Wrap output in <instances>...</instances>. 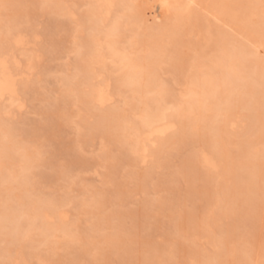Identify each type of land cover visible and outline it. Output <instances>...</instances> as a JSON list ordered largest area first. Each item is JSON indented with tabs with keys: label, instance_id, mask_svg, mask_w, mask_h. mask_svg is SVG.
<instances>
[{
	"label": "rangeland",
	"instance_id": "rangeland-1",
	"mask_svg": "<svg viewBox=\"0 0 264 264\" xmlns=\"http://www.w3.org/2000/svg\"><path fill=\"white\" fill-rule=\"evenodd\" d=\"M121 1L116 2L117 8L104 26H114L113 19L120 16L123 24L117 25L121 35L116 31L110 40L117 45L118 38L116 48H120V54L127 49L124 53L128 60L136 56L137 65L149 67L145 71L155 70L150 71L156 72L155 78L148 76L151 92H137L132 84L123 85L117 81L120 72L111 63L113 59H107L104 65V58L91 53L105 50L102 46L109 37L104 36V26L92 29L86 22L83 15L91 9L90 0H0V45L5 42L0 54L10 51L6 43L14 33L22 34L26 45L12 55L30 76L18 82V96L13 101L0 103V139L4 140L0 152L4 149L6 156L0 158V176H5L0 178V225L12 217L2 213L14 209L15 218L20 220L13 217L15 222L7 221L17 224L16 229L12 226L15 230L10 227L11 232L14 230L11 236L22 237V242L27 239L11 246L0 233V264H13L16 257L18 264H207L210 259V264H226L230 259L227 264H264V0L254 1V13L253 9L242 10L251 0H243L247 1L244 4L242 0H226L230 12L234 11L227 19L208 7L211 0H167L157 20L147 15L145 18L144 12L166 0H123L127 2L126 12ZM232 15H236L234 19ZM251 27L256 29L255 35ZM230 48L235 53L227 56ZM222 55L225 65L219 64ZM81 59H85V66L91 63V67L110 69L104 75H110L111 87L113 82L117 85V89H111L113 104L98 109L91 98H86L89 87L82 82L88 67L81 64ZM226 70L241 76L236 83L253 77L257 81L255 95H230L235 96L229 100L239 120L235 128L210 118L199 120L198 109L185 113L195 92L209 100L221 99L218 95L224 94L225 86L218 85L219 75ZM141 75L135 74V79L140 76L135 86L141 83ZM212 89L218 95H213ZM161 90L166 113L171 108L179 112L183 108L186 110H181V115H187L181 116L180 128L177 124L166 135L169 143L161 140L164 147L159 144L151 149L143 163L134 150V132L125 122L138 124L145 104L152 97L159 98ZM21 103L23 109L18 107ZM108 111H114L116 117ZM99 113H108L111 119L101 121ZM119 121L124 124L118 126ZM211 122L214 130L208 127ZM260 128L263 135L258 133ZM214 132L222 134L220 146L225 153L216 158L222 164L229 160L230 172L225 169L229 162L213 170L201 161L202 155L212 154L206 138ZM10 147L15 152L14 161L6 155ZM10 170L15 176L9 177ZM254 172L256 178H252ZM19 202L24 205L18 206ZM38 203L52 209L62 207L70 216L68 223L60 225L59 219L52 217L55 225L47 230L50 235L41 228L44 224L40 219L31 229L23 207L40 211ZM64 226L67 230H62Z\"/></svg>",
	"mask_w": 264,
	"mask_h": 264
},
{
	"label": "bare ground",
	"instance_id": "bare-ground-1",
	"mask_svg": "<svg viewBox=\"0 0 264 264\" xmlns=\"http://www.w3.org/2000/svg\"><path fill=\"white\" fill-rule=\"evenodd\" d=\"M117 1H120V0H90V5L89 6H91L90 8V11H88L87 12V14L85 15H83L84 17H85V20H86V22L87 23H89L90 24V27L92 28V29H96L97 27H100V26H104L112 17V12H113V10H116V9H114V7H116L115 5H117L116 4V2ZM162 1V0H161ZM250 1V0H249ZM254 1H256V0H251L250 1V3H246L247 5H244V8L245 9H242L243 10V12H245L247 9L249 10V11H251V9H253V7H254V5H256V4H254L255 2ZM122 2H123V4H122ZM136 2V1H135ZM178 2V1H177ZM176 2V3H177ZM189 2H194V0H189ZM230 2V1H229ZM242 2H243V0H242ZM245 2H247V1H245ZM245 2H243V4L245 3ZM168 2H167V0L166 1H162V3L160 4V6H158L157 4V6L155 5V6H153L152 8H150V10L148 11V12H144V17L147 15V16H151L150 18H151V20L153 19V20H157L158 18H159V14H160V12L163 10H160L159 11V9H161V7H162V5H164V4H167ZM252 3V4H251ZM121 4L123 5L122 7H125V8H123V11L124 10H126V5H127V2L126 1H121ZM129 4V3H128ZM180 4V3H179ZM178 4V5H179ZM231 5V4H230ZM238 5H239V3H238ZM130 6V5H129ZM169 6V5H168ZM120 7V6H119ZM163 7H165V6H163ZM170 7V6H169ZM210 9H212V11H214V12H217V13H219V14H221V16L223 17V18H225V19H227V18H230V16H231V14H233L234 13V11H231L230 12V6L228 5V2L226 1V0H211V6H208ZM236 7V6H235ZM234 7V8H235ZM117 8V7H116ZM180 8H182V6L180 7ZM237 8V7H236ZM170 9V8H169ZM209 9V10H210ZM121 10V9H120ZM131 10V9H130ZM179 10V9H178ZM165 11V10H164ZM164 11H163V13H164ZM167 11H169V10H167ZM254 11H256V9L254 10L253 9V11H251L252 13H254ZM124 12H126V11H124ZM130 12V11H129ZM177 12V11H176ZM233 12V13H232ZM257 12V11H256ZM139 13V12H138ZM162 13V14H163ZM188 13V12H187ZM251 13V14H252ZM166 14H167V12H166ZM165 14V15H166ZM214 14V13H213ZM238 14H239V12H238ZM248 14H250L249 12H248ZM163 16V15H162ZM167 16V15H166ZM171 16V15H170ZM236 16V15H235ZM235 16H233L232 15V19H234V17ZM119 17V19H113L114 21L112 22V24H114V26H112V27H110V25L108 26V28H105V26H107V24L104 26V36H105V38H107V36L109 37V38H107V39H105V40H108L107 41V44H105V46H104V44H103V46L102 47H105L104 49L105 50H107L108 52H106L105 50H103L102 48H99L98 49V51H97V53L96 54H94V52L95 51H91V53L93 52V55H97V56H101L100 58L102 59V58H104L105 59V57H106V59L104 60L103 59V63H104V65H105V62H106V60L107 59H110V58H112L113 60L111 61V63H113V66H116V67H119V69L117 70V72L119 71L120 72V74H117V76L118 75H120V78H118V77H116V78H118L117 79V81H121V83H123V85H125V84H127L128 86H130L131 84L132 85H134L135 83L134 82H136V79H138L140 76H138L136 79H135V74H139V73H141L142 75H141V81H139V82H141L140 84H139V86H140V88H138L139 86H130V87H134L133 89H135V91L137 90V92H142V93H145L146 91H148L149 92V90H150V92H151V88H152V81L148 78V76L149 77H154V76H157L156 74L154 75V73H156V72H152L153 74H150L151 72L150 71H155V70H153V68H152V70H150V71H145L146 69L147 70H149L148 68H146V66L145 65H141L142 63H139L138 65H140V66H138L137 65V60H135V57L134 58H131V56H129L130 57V60H128L127 59V54H125L124 52H126L127 51V49L126 50H124L125 48H123V50L124 51H122L123 52V54H120V48L118 47V48H116V46H119L118 44H120V43H118L119 41H117L118 40V38H117V40L115 39V42H117L116 44L117 45H114L115 43H113V41L114 40H110V37L111 36H114V34L116 33V31H120L119 29H118V26L120 25V23H122L121 22V19H120V16H118ZM169 17V16H168ZM216 17V16H215ZM86 18H88V19H86ZM145 18H148V17H145ZM164 18V17H163ZM119 20V21H118ZM172 23H174V22H172ZM256 23V22H255ZM111 24V25H112ZM117 24H119V25H117ZM123 24V23H122ZM181 24V23H180ZM172 25V24H171ZM125 26V25H124ZM123 26V27H124ZM170 26V25H169ZM122 27V26H121ZM175 27H178V26H175ZM120 28V27H119ZM160 28V27H159ZM105 29H108V31L106 32L105 31ZM122 29V28H121ZM176 29V28H175ZM250 29V28H249ZM101 31V30H100ZM250 31L254 34V32H257L256 31V29H254L253 27H251V29H250ZM121 32H122V30L120 31V35H121ZM8 33H10V31H8ZM97 33V32H96ZM101 33H102V31H101ZM11 34H13V33H11ZM97 34H100V33H97ZM96 34V35H97ZM103 35V34H102ZM117 35H119V33H117ZM119 35V36H120ZM255 35V34H254ZM101 37V35H98L96 38H98V37ZM261 37V36H260ZM96 38H94V39H96ZM254 38V37H253ZM26 38H24V36L22 35V34H20V33H14L11 37H10V39H9V43H6V44H9V46H10V51L8 50V52H10V53H8L7 52V54H4V55H1L0 54V103H2V102H4V101H6V100H9V99H12V101H13V98H16L17 96H18V93H17V85H18V82H20V81H23L24 79H26V78H30V76H29V74H27L24 70H23V68H22V66H21V64H20V61L14 56V55H12V53H13V51L15 50V49H17V48H19V47H21L22 45H26L25 43H26V40H25ZM98 39H100V38H98ZM120 39V38H119ZM103 40V39H102ZM2 41V40H1ZM96 40H94V42H95ZM256 41H258V40H256ZM92 42H93V40H92ZM169 42V41H168ZM227 42V41H226ZM261 42V41H260ZM3 43H5V42H2L1 43V45L3 46ZM100 43V42H99ZM106 43V42H105ZM227 45H228V43H226ZM232 44H234V43H232ZM1 45H0V47H1ZM102 45V44H101ZM101 45H99L98 47H101ZM92 46V45H91ZM235 46V45H234ZM95 47H97V46H95ZM94 47V48H95ZM97 47V48H98ZM141 47V46H140ZM91 48H93V46L91 47ZM96 48V49H97ZM128 48V47H127ZM133 48H135V46L133 47ZM221 48V47H220ZM222 48H224V47H222ZM226 48V47H225ZM236 48H238V47H236ZM235 48V49H236ZM136 49V48H135ZM231 49H233V48H230V51L229 52H227V56H231V54H233V53H235V51H233V50H231ZM86 50H93V49H90V48H87ZM229 50V49H228ZM242 51H243V48L241 49ZM89 51H86L85 53H87L88 55L87 56H92L93 57V55L92 54H90L89 53ZM220 51H221V49H220ZM244 51H246V49L244 50ZM99 52L101 53V55H98L99 54ZM104 52H106V53H109L110 55H106V54H104ZM15 53V52H14ZM127 53V52H126ZM11 54V55H10ZM90 54V55H89ZM177 54V53H176ZM239 54H244V53H237V55H239ZM132 55V54H131ZM136 55V54H135ZM111 56V57H110ZM226 56V55H225ZM240 56V55H239ZM238 56V57H239ZM222 57H223V55H222ZM237 57V58H238ZM242 57V56H241ZM99 58V57H98ZM99 58V59H100ZM233 58V57H232ZM83 59V58H82ZM81 59V64H82V62L85 60H82ZM143 59V58H142ZM221 58H218L216 61H218V60H220ZM234 59H235V56H234ZM111 60V59H110ZM131 60H133L134 62H131ZM176 60V59H175ZM109 61V60H108ZM142 61V60H141ZM225 61V57H223L221 60H220V63L219 64H221V65H225L224 62ZM237 61V60H236ZM136 62V63H135ZM146 62V61H145ZM232 62V61H231ZM88 63V62H87ZM101 63V62H100ZM216 63V62H215ZM235 63H237V62H235ZM91 64V63H90ZM90 64H86V66H85V64H82V65H84V67H88V69H87V71H86V69H85V71L86 72H84V74H86L85 75V77H84V81L82 82L83 84H84V86L86 85L87 87H89V90L88 91H85V92H88L89 93V97H86V98H91L92 99V102L95 104V105H97L98 106V109H99V107L100 108H105L106 106H109V105H111V104H113V102L115 101L114 100V97H113V95H112V91L113 90H111V89H113L112 87H114L115 86V83L113 82V79L111 78V77H109L110 79H112V82H113V86L111 87V83L109 82V80H108V76H110V75H107V76H105L104 74L108 71V70H110L107 66H103V65H101V66H98L99 65V63L97 64V66H98V68H96V66L94 65V66H90ZM102 64V63H101ZM108 64V63H107ZM217 64V63H216ZM241 64V63H240ZM154 64H152L151 66H153ZM156 65V64H155ZM234 65V64H233ZM110 66V65H109ZM141 66H143V67H141ZM235 66L236 65H234V68H235ZM243 66V65H242ZM241 66V67H242ZM217 67V66H216ZM219 67V66H218ZM82 68V67H81ZM89 68H91V69H89ZM146 68V69H145ZM155 68H156V66H155ZM230 68V67H229ZM140 71H139V70ZM142 70H144V71H142ZM235 70V69H234ZM116 71V70H115ZM139 71V73H137ZM227 71V70H226ZM237 71V70H236ZM236 71H234V73H236ZM263 71V72H262ZM224 72V71H223ZM256 73H257V70H256ZM263 73V74H262ZM84 74H83V76H84ZM107 74H110V73H107ZM239 74H241V73H239ZM257 74H259V73H257ZM261 74L262 75H264V68H262V70H261ZM113 76V75H112ZM248 76H251V75H248ZM242 77H244V76H242ZM155 78V77H154ZM220 78V79H219ZM219 82H218V85H221V86H225V88H224V94L222 93V94H215L214 92H215V89H212L211 91V93L214 95H218V96H220L221 97V99L219 100V102H217V101H213V100H209V99H211L209 96V98H206V96H205V98L204 97H202V95H201V93H200V95H196V92H195V94H193V95H191V97H190V100H189V105H187V109H189V110H187V111H185L186 109H183V108H179V109H181L182 111H185V113H187V114H190L191 112H193V111H196V112H198V110H200V112H201V118L199 119V120H206V119H211L213 122H217V121H222L224 124H230L232 127H234L235 128V124H237L236 122L237 121H239V120H237L236 121V118L238 119V115H237V113H234V111L235 110H232L233 108H231V106H230V101L232 100V98H234V97H232L231 98V96L230 95H233V93H237V95L239 94L240 96H241V98H244L241 94H245L244 92H247V93H250V95L252 94V95H255V93H257V92H255V90H254V85L257 83V81H256V83H255V81L253 80L254 79V77H253V79H251V80H246V79H244L245 80V82H239V83H236V81H237V79H240V80H242V78H241V76L239 75H236V74H233V73H231L230 71H227V72H224V73H220V75H219ZM249 78V77H248ZM70 80V79H69ZM92 80H95V81H92ZM145 81V84L144 83H142V81ZM65 81H67V80H65ZM139 82H137V84L139 83ZM217 82H216V84H217ZM196 83V82H195ZM130 84V85H129ZM204 84V83H203ZM126 85V86H127ZM85 86V87H86ZM84 87V88H85ZM117 87V85L114 87V88H116ZM136 87V88H135ZM146 88V89H145ZM117 89V88H116ZM122 89V88H121ZM166 89V88H165ZM209 90V89H208ZM203 91H205V90H203ZM157 92V91H156ZM166 92H167V90H166ZM113 93H117V92H113ZM159 94H160V97L162 96L163 98H164V91L162 92V90L160 91V92H158ZM194 93V92H193ZM210 93V94H211ZM246 93V94H247ZM83 95V94H82ZM86 95H88V94H86ZM167 95V94H166ZM204 95V94H203ZM116 96V95H115ZM201 96V97H200ZM212 96V95H211ZM160 97L159 98H155V97H152L151 98V100L148 102V103H146L145 104V106L143 107V113H142V116H141V121L138 123V124H136V122L134 123V121H132V122H125V126H127L128 125V128L130 129V130H132L134 133V135H135V143H133V145H135V147H134V150H137L138 151V153H139V155L138 156H140V158H141V161L143 162V163H146L147 162V159L150 157V152H151V149H156L155 147H159V146H157V145H159L160 144V147H164V144L163 145H161V143H159L161 140H165L167 137H166V135L169 133V132H171V131H173L176 127H177V124H180V126L179 127H177V128H180L183 124L181 123L182 121L180 120V118H181V116H186L187 114H184V115H181V113H183V112H181V110H180V112H179V110L178 109H173V108H171V110L169 111V113L167 112H165V110H166V107L165 108H163V106H162V97H161V99H160ZM252 97V96H251ZM139 98V97H138ZM238 98V97H237ZM254 98V97H253ZM145 99V98H144ZM229 99H231V100H229ZM240 99V98H239ZM176 100V99H175ZM235 100H236V98H235ZM243 100V99H242ZM255 100H257V99H255ZM81 101V100H80ZM130 101V100H129ZM177 101V100H176ZM214 103H213V102ZM128 102V101H127ZM126 102V103H127ZM141 102V101H140ZM145 102H147V101H145ZM173 102H174V100H173ZM257 102V101H256ZM84 103H86V105H88L89 104V102H87V101H84ZM129 103V102H128ZM211 103L213 104V105H211ZM180 104V103H179ZM214 104H215V107H214ZM233 104V103H232ZM235 104V103H234ZM211 105V107L212 108H209V106ZM236 105V104H235ZM24 106V103H21V104H19L18 105V107L19 108H21V109H23L22 107ZM179 106V105H178ZM178 106H175V107H177L178 108ZM182 106V105H181ZM236 106H238L239 107V105H236ZM89 107H91V106H89ZM88 107V108H89ZM96 107V106H95ZM97 108V107H96ZM167 108H169V107H167ZM240 108V107H239ZM91 109H92V107H91ZM198 109V110H197ZM245 109V108H244ZM116 111H118V110H115V113L116 114H118ZM100 113H103L102 111H99ZM111 112H113V113H111ZM111 112H109L108 111V113H110V115L111 114H113L114 116H115V114H114V111H111ZM195 112V113H196ZM237 112L239 113V111L237 110ZM244 112V111H243ZM99 113V118H101V121H104V120H102V119H105L106 120V118H109L107 115H108V113H106V114H100ZM195 113H193V114H195ZM246 113V112H245ZM235 114H236V116H235ZM240 114V113H239ZM247 114V113H246ZM245 114V115H246ZM101 115V116H100ZM109 115V116H110ZM103 116H107V117H105V118H102ZM247 116L249 117V118H252L253 116L252 115H248L247 114ZM246 116V117H247ZM113 117V116H112ZM116 117V116H115ZM120 118H121V116H120ZM124 118H126V117H124ZM199 118V117H198ZM241 118V117H240ZM239 118V119H240ZM109 119H111V118H109ZM116 119V118H115ZM114 119V120H115ZM122 119V118H121ZM210 120V121H211ZM106 121H108V120H106ZM109 121H113V120H109ZM178 122H180V123H178ZM103 123H105V122H103ZM102 123V124H103ZM109 123V125H110V122H108ZM115 123V127H117L116 126V122H114ZM119 124H117L118 126L121 124V123H123V122H118ZM200 123V122H199ZM199 123H197V124H199ZM223 123L221 124V126L220 127H222V129L224 128V125H223ZM239 123V122H238ZM106 124H107V122H106ZM124 124V123H123ZM182 124V125H181ZM200 124H202V123H200ZM195 125V124H194ZM204 125V124H203ZM223 125V126H222ZM263 126H264V122H263V124H262ZM104 126H106V125H104ZM121 126V125H120ZM200 126H202V125H200ZM214 124L211 122V124H209L208 125V127H211V129H213L214 128ZM107 127V126H106ZM110 127V126H109ZM113 128V127H112ZM118 128V127H117ZM220 129V128H219ZM111 131L113 130V129H110ZM185 130V129H184ZM214 130V129H213ZM260 130L261 131H259L258 133H259V135H263V133H262V129L260 128ZM131 131V132H132ZM216 131H217V129H216ZM261 133V134H260ZM123 134H125V133H121L120 135H123ZM127 134V133H126ZM125 134V135H126ZM221 135L222 134H220V135H218L217 134V132H214L211 136H208L206 139H207V144H208V146H209V149H211L210 150V152H212V154H210V155H207V154H204V155H202L203 157H200L202 160L201 161H203V163L208 167V168H210V169H213V170H219V168H220V166H221V162H220V159L218 160L217 158H216V156H218V155H220V154H222V152H223V154H225L224 153V151H222L223 150V148L220 146V145H222V143H220V141H221ZM124 136V135H123ZM127 136V135H126ZM125 136V139H127V137ZM168 136V135H167ZM176 136V135H175ZM163 138V139H162ZM176 138V137H175ZM174 139V138H173ZM223 139V138H222ZM133 140V141H134ZM120 141H122V142H125L124 140H120ZM128 141V140H127ZM12 142V141H11ZM161 142H166V143H169V141H161ZM129 143V142H128ZM11 144V143H10ZM129 144H131V143H129ZM125 145V144H124ZM133 145H131V146H133ZM1 146H4V140H2V139H0V147ZM8 147V146H7ZM3 148V147H2ZM136 148V149H135ZM226 148V147H225ZM225 148H224V150H225ZM6 150V149H5ZM16 151V150H15ZM244 151H246V150H244ZM3 153H1L0 152V158H2L3 156H5V151H4V149H3V151H2ZM27 152V151H26ZM134 152V151H133ZM153 152V151H152ZM15 154V152H13V150L11 149V147L9 148V150L6 152V155H7V158H9V161H14L15 159V156H14V154ZM29 154V153H28ZM153 154H154V152H153ZM155 154H156V152H155ZM155 154H154V156H155ZM222 154V155H223ZM239 154H241L240 152H239ZM222 155H220V158H221V156ZM245 155H247V154H245ZM12 156H14V158L12 157ZM224 156V155H223ZM247 156H249V155H247ZM6 157V156H5ZM157 157V156H156ZM234 157V156H233ZM139 158V159H140ZM195 158V157H194ZM222 158H224V157H222ZM12 159V160H11ZM2 160V159H1ZM0 160V161H1ZM193 160V159H192ZM195 160V159H194ZM215 160H218L219 161V164L215 161ZM233 160V159H232ZM247 160V159H246ZM258 160H259V158H258ZM8 160L6 161V162H9ZM27 161V160H26ZM190 161V160H189ZM188 161V162H189ZM222 161V160H221ZM224 161V160H223ZM222 161V162H223ZM243 161L245 162V160L243 159ZM247 161H249V160H247ZM226 162H229V163H227V165L225 164ZM226 162L225 163H223L222 165L223 166H227L225 169H227V171H229L230 172V166H229V164H230V161L229 160H226ZM251 162V161H250ZM253 165H255L256 163L255 162H251ZM2 164H3V162H2ZM1 164V165H2ZM190 164V163H189ZM246 164H248V162H246ZM7 165V164H6ZM233 165V164H232ZM4 166V165H3ZM6 167V166H5ZM1 168V167H0ZM2 168H4V167H2ZM8 168V167H7ZM234 168V167H233ZM232 168V169H233ZM10 169V167L8 168V170ZM1 170V169H0ZM255 170V169H254ZM233 171H234V169H233ZM253 170H251V172H252ZM229 172H227L228 174H230ZM247 172V171H246ZM13 173L14 172H11V170L9 171V177L10 176H15V175H13ZM255 173V177H252V178H256V173L257 172H254ZM226 174V173H225ZM227 174V175H228ZM231 174H234V173H231ZM238 176V175H237ZM243 176V175H242ZM252 176V175H251ZM260 176V175H259ZM3 177V175H1L0 176V178H2ZM5 177V176H4ZM3 177V178H4ZM13 178V177H12ZM245 178V177H244ZM232 180V179H231ZM240 180V179H239ZM25 182V181H24ZM255 182V181H254ZM22 183V182H21ZM27 183H29V182H27ZM23 185H26V184H24L23 183ZM256 185V184H255ZM4 186H6V185H4ZM8 186V185H7ZM6 186V187H7ZM9 186H11V184L9 185ZM27 186V185H26ZM224 187V186H223ZM262 187V186H261ZM26 191H28V187H23ZM240 188V187H239ZM224 189V188H223ZM11 190V189H10ZM232 190V189H231ZM255 190V189H254ZM228 191V190H227ZM257 191V190H256ZM219 192V191H218ZM224 192V191H223ZM248 192H251V190L250 191H248ZM233 194V193H232ZM233 196H234V194H233ZM238 196V195H237ZM242 196V195H241ZM218 197H219V195H218ZM229 197H232V195H229ZM239 197H240V194H239ZM233 198V197H232ZM18 199V198H17ZM228 199H230V198H228ZM239 199V198H238ZM10 201H11V199H10ZM19 201V200H18ZM30 201V200H29ZM235 201H237V199L235 200ZM12 202V201H11ZM26 202H27V200H26ZM28 203V202H27ZM27 203H25V204H27ZM245 203H246V201H245ZM9 204V203H8ZM19 204H20V202H19ZM23 203H21L20 205H18V206H21ZM24 205V204H23ZM29 206V204H27V207ZM37 206H39V207H42V210H40V211H29L30 209H27L26 207H23V214H25L26 213V215L28 216V218H29V226H31V229H33V226L35 225V223L37 222L36 220L37 219H40L41 220V222L44 224V226L43 225H41V228L43 229V228H45L44 230L45 231H47V230H51V228H53L52 227V224H54L55 225V223H54V221L55 220H53V218L52 217H57L58 219H59V221H60V225L62 224V225H66L67 223H68V221H69V217L70 216H68V214L65 212L66 210L65 209H63L62 210V207H60V208H57V209H52L51 207H49V206H47V205H44V207H43V205L41 204V203H38L37 204ZM59 206V205H58ZM60 206H62V205H60ZM84 207V206H83ZM2 209V208H1ZM8 209V207H6V210ZM19 209V208H18ZM18 209H17V211H18ZM25 209H27V210H25ZM86 209V208H85ZM6 210H4V211H6ZM10 210H12V209H10ZM14 210V209H13ZM12 210V211H13ZM0 211H2V210H0ZM12 211H6V212H4V213H2V214H5L6 216H12V217H10L9 218V220H8V218L6 219L8 222L10 221V220H12V218H13V220H20V218H15V212H12ZM16 211V210H15ZM13 213V214H12ZM5 215H1V216H5ZM19 215V214H18ZM22 215V214H21ZM20 217H22V218H24V216L22 215V216H20ZM4 218V217H3ZM21 218V219H22ZM11 221V222H15V221ZM7 221L4 223V225H3V223L0 225V233L2 234H4L5 235V239L4 240H6L9 244L8 245H11V246H13L14 244H16L18 241H20V243H23L24 241H26L27 239H25L23 242H22V240H20L19 238H22V237H19L18 236V238L17 239H14V237H12L11 236V234H13L12 232L16 229V227H17V224H16V226H14V223H7ZM28 222V221H27ZM18 223V222H17ZM41 223V224H42ZM21 225H22V223H20ZM8 225H10V226H8ZM12 226H14L15 227V229H14V227H12ZM43 226V227H42ZM10 227H12L14 230H12V232L10 231L11 229H10ZM20 227H22V226H20ZM27 227V226H26ZM27 228H29L28 230H29V232H30V227H27ZM64 229H62L61 227H57V229H59V230H67V229H65V226L63 227ZM27 230V231H28ZM9 233H10V235H9ZM21 233H23V232H21ZM47 233H49V235H50V232H48L47 231ZM14 234H17V233H14ZM20 234V233H19ZM27 234H28V232H27ZM30 234H31V232H30ZM30 234H29V236H30ZM52 234V233H51ZM22 235V234H21ZM26 235V234H25ZM24 237V236H23ZM31 237V236H30ZM33 237V236H32ZM71 237V236H70ZM30 241V240H29ZM31 242V241H30ZM107 242V241H106ZM36 243V242H35ZM224 243V242H223ZM33 244V243H32ZM220 245H222V244H220ZM116 246H118V245H116ZM30 248L31 249H33L34 248V245L33 246H31L30 245ZM217 254V253H216ZM244 256V255H243ZM256 257V256H255ZM212 258H214V257H212ZM215 258H216V256H215ZM240 258H242V256L240 257ZM48 259H50V258H48ZM239 259V258H238ZM246 259V258H245ZM212 260L213 259H210L208 262H207V264H210L211 262H212ZM247 260V259H246ZM232 260L230 259V261L229 262H231ZM243 261V260H242ZM18 257H16L15 259H14V262H13V264H18ZM227 262V261H226ZM229 262H227V263H229ZM226 263V264H227ZM216 264V263H215ZM232 264V263H231ZM235 264V263H234ZM244 264H246V261H245V263Z\"/></svg>",
	"mask_w": 264,
	"mask_h": 264
}]
</instances>
